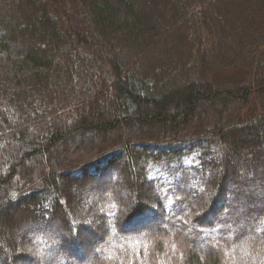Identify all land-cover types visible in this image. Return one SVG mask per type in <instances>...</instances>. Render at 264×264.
<instances>
[{
	"label": "trees",
	"instance_id": "16d2710c",
	"mask_svg": "<svg viewBox=\"0 0 264 264\" xmlns=\"http://www.w3.org/2000/svg\"><path fill=\"white\" fill-rule=\"evenodd\" d=\"M90 247L264 264V0H0V264Z\"/></svg>",
	"mask_w": 264,
	"mask_h": 264
},
{
	"label": "rangeland",
	"instance_id": "374dc122",
	"mask_svg": "<svg viewBox=\"0 0 264 264\" xmlns=\"http://www.w3.org/2000/svg\"><path fill=\"white\" fill-rule=\"evenodd\" d=\"M85 154L84 153H75V154H73L72 156H71V161H72V163L74 164L75 162H77L78 160H80L79 158H83L82 159V161L81 162H79V163H81L80 164V166H82V165H86V163H87V161H90L91 159H93V156H91V157H87V156H85V157H83ZM78 163V162H77ZM70 165H72V164H70ZM80 168V167H79ZM35 176H34V179L35 180H37V175H38V172H36L35 174H34ZM34 179H33V181H34ZM39 185V181H37V182H35L34 181V183L32 184V186L33 187H36V186H38ZM123 192H125V190H123ZM84 195H87V192L86 193H84ZM122 196L125 198L126 196L124 195V194H122ZM85 197V196H84ZM87 197V196H86ZM126 199V198H125ZM93 201V200H92ZM84 202H85V204H87V203H89V202H87L86 201V199L84 200ZM144 219H145V217H144ZM141 220H143V217L142 218H139V217H136V218H134V220L132 221V223H133V225L135 226V225H142L143 223L145 224L146 222V220L145 221H141ZM141 223V224H140ZM151 223V222H150ZM144 224H143V226H144ZM146 225V224H145ZM148 225V224H147ZM18 233V232H17ZM49 232H47V234H48ZM54 233V232H53ZM16 235V237H17V234H15ZM95 238V236H93V239ZM88 239L89 240H91L92 239V236L91 237H88ZM61 240H63V241H61L60 242V244L57 246V249H53V251H58L59 250V246L61 245V244H64V240H65V237L63 236V238H61ZM97 239H94L93 240V245L95 246V244H96V241ZM99 245V244H98ZM84 248H87V246L86 245H84ZM37 249H39L40 250V248H37ZM36 250V249H35ZM99 250V249H98ZM84 252V254H87V261H85V262H82V263H79V264H88L89 263V261H90V258H92V257H97V256H99V253H98V251L96 250V248H91L90 247V249H86L85 251H83ZM90 252V253H89ZM42 253V252H41ZM40 252H37L36 251V254L35 255H33V258H35V261H37L38 259H39V261L41 260V261H43V259H40V258H42V255H41V257H40V255L39 254H41ZM89 253V254H88ZM38 256H39V258H38ZM77 256H81V254H79V255H77ZM88 257H89V259H88ZM89 260V261H88ZM68 263H70V264H74V262H75V259L74 258H68V261H67ZM76 263V262H75ZM76 264H78V263H76Z\"/></svg>",
	"mask_w": 264,
	"mask_h": 264
}]
</instances>
